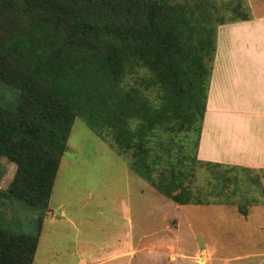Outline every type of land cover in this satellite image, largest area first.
Listing matches in <instances>:
<instances>
[{
	"label": "trees",
	"instance_id": "16d2710c",
	"mask_svg": "<svg viewBox=\"0 0 264 264\" xmlns=\"http://www.w3.org/2000/svg\"><path fill=\"white\" fill-rule=\"evenodd\" d=\"M243 4L224 17L186 0H0V84L18 93L0 105V161L15 166L0 216L11 200L37 213L35 235L0 226V264L35 263L76 119L170 203L245 197L224 193L240 168L197 159L217 26L250 21ZM203 167L210 190L196 184Z\"/></svg>",
	"mask_w": 264,
	"mask_h": 264
},
{
	"label": "rangeland",
	"instance_id": "374dc122",
	"mask_svg": "<svg viewBox=\"0 0 264 264\" xmlns=\"http://www.w3.org/2000/svg\"><path fill=\"white\" fill-rule=\"evenodd\" d=\"M177 1L185 3V0ZM186 1L190 6L202 4L214 14L219 11L224 12V17H229L230 13L224 7L227 5L230 9L238 0ZM242 2L243 7L247 4L250 9L254 4L251 0ZM233 24L238 23L225 25ZM225 25H218L217 33L221 31L219 38L229 49L230 38ZM257 26L252 23L249 26L252 30L247 29L244 34L242 42H246V53L264 47L263 36L256 33L260 31L255 29ZM242 42L236 40L235 44L241 47ZM17 97L15 90L0 84L1 106L13 110ZM222 101L230 103L226 98ZM109 135L108 140L111 141ZM223 138L220 147L226 149L230 140ZM105 143L76 119L49 201L53 217L43 222L34 264H75L83 257L111 256L127 247L134 248L137 253L131 264H253L254 259L260 261L257 264H264V253L261 252L264 251V232L256 228L264 227V214L257 206L245 207L249 197L241 200L231 196L214 199L213 192L208 196L209 205L178 206L164 200L146 182L131 173L125 162ZM0 162L4 168L0 189L4 190L15 166L6 160ZM198 171L196 184L210 190L208 183H213L210 180L213 175L211 169L203 167ZM206 174H210V181H207ZM224 184L227 186L226 194L236 187L238 194L245 191L247 195L255 196L254 189H264V172H243L241 169ZM214 189L220 188L214 186ZM244 207L245 210H253L255 217L252 220L243 218L240 209ZM1 210V227L14 234H36L35 211L14 200L4 208L2 206ZM250 252L252 258L247 256ZM241 256L244 258L238 260Z\"/></svg>",
	"mask_w": 264,
	"mask_h": 264
},
{
	"label": "crops",
	"instance_id": "0c3cea01",
	"mask_svg": "<svg viewBox=\"0 0 264 264\" xmlns=\"http://www.w3.org/2000/svg\"><path fill=\"white\" fill-rule=\"evenodd\" d=\"M251 1L254 4L251 9L249 8L252 17L249 22L224 26L228 28L229 49L219 38L221 31L217 33L197 159L223 167L233 166L249 172L251 170L264 172V53H260V51L264 52V47L262 50L253 49L246 53L247 49L244 48L246 42H242L244 34L248 32L246 30H252L249 27L252 23L259 26L255 27L256 30H260L256 33H260L264 40V12H262L264 0ZM234 40L241 41V47H238ZM240 51L242 53L239 56ZM253 54L256 57H253ZM225 98L230 100V103H224L222 100ZM223 136L227 141L230 140L226 149L220 147ZM238 143H248V145ZM254 191L255 196L245 195L249 197L245 207L257 206L264 214V189H254ZM253 215V210L246 209L243 218L249 221L255 217ZM256 228L264 232V227ZM261 237L263 238V235ZM261 252L264 253L263 250ZM251 253L247 256L250 257ZM136 255L134 248L131 250L127 247L125 251L111 256L91 259L83 257L75 264H131ZM242 257H238V260H242ZM252 261L253 264L260 262H256V259Z\"/></svg>",
	"mask_w": 264,
	"mask_h": 264
}]
</instances>
